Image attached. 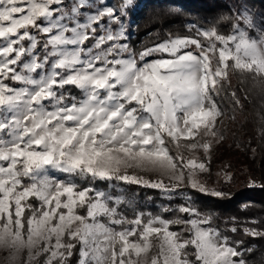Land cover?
Segmentation results:
<instances>
[{"label":"snow or ice","instance_id":"6c2138e0","mask_svg":"<svg viewBox=\"0 0 264 264\" xmlns=\"http://www.w3.org/2000/svg\"><path fill=\"white\" fill-rule=\"evenodd\" d=\"M132 5L0 0V251L7 264H71L74 249L77 264H248L191 203L171 218L129 217L121 199L93 182L222 195L197 178L208 169L195 153L207 155L223 138L221 93L242 107L230 73L264 86V28L244 8L225 17L233 21L227 35L190 24V35L169 32L136 51L128 42ZM244 231L264 238L255 227Z\"/></svg>","mask_w":264,"mask_h":264},{"label":"trees","instance_id":"16d2710c","mask_svg":"<svg viewBox=\"0 0 264 264\" xmlns=\"http://www.w3.org/2000/svg\"><path fill=\"white\" fill-rule=\"evenodd\" d=\"M244 8L248 9L255 24L264 28V0H141L129 14L128 42L136 51H141L162 42L169 32L190 35L187 30L190 24L201 28L216 26L227 35L233 21L225 17H233ZM249 35L255 37L256 30H249ZM229 78L231 90L239 97L242 107L232 102L230 94L221 93L217 99L225 114L217 129L228 149L239 159L234 157L213 165L206 174L207 181L203 182L210 192L222 195L201 193L190 186L167 194L160 189L120 181H95L93 185L112 194L114 199L119 197L129 217L134 212H143L171 218L172 210L191 203L202 214L213 218V225L230 242L237 244L248 264H264V238L249 236L244 231L251 227L264 231V135L261 134L264 130V86L258 83L259 78L254 80L247 73H230ZM68 89L70 95L80 97L79 89L72 86ZM252 220L260 223L252 224ZM181 227L174 225L173 230L179 231ZM232 227L237 230L232 232ZM247 249L251 251H245ZM78 258L74 249L71 264H77Z\"/></svg>","mask_w":264,"mask_h":264},{"label":"rangeland","instance_id":"374dc122","mask_svg":"<svg viewBox=\"0 0 264 264\" xmlns=\"http://www.w3.org/2000/svg\"><path fill=\"white\" fill-rule=\"evenodd\" d=\"M104 2L107 5L112 6L114 8H117L120 5V0H104ZM140 2H141V0H133V5L128 9L127 21L129 24V28H128L129 36H130V24H131V19L129 17V14L131 13V11H134L140 5ZM64 4L70 6L72 4V0H64ZM61 11H64V9L61 8ZM88 14H89L88 12L84 13L85 16ZM81 19L83 21V17ZM102 23H103V21H102ZM97 34H99V33H97ZM92 42H93L92 40L86 41L84 44V47H89L92 44ZM146 59H153V57H147ZM68 88H69V86H68ZM71 96H75V95H71ZM223 121H224L223 116L218 118L217 122H216V128H218V126ZM197 139H199V138H197ZM236 150H238V149H236ZM195 155L198 156L201 160H203L206 163V167L208 169V171L198 174L197 178L202 183L207 181L206 180V174L210 172V169L213 165L221 164V163H223V161L233 159L235 157V155L232 153V150L228 149L227 144L223 141V139H220L217 142H215L213 144V147L211 148L210 152L207 155L202 150L197 151L195 153ZM235 158H236V160H238L239 156H236ZM56 175L59 176L60 174L56 173ZM148 175H153V174L149 173ZM165 180H166V178H165ZM80 183H83V182L80 181ZM94 187L100 191L105 192L101 187H96V186H94ZM155 251H156V248L153 247L149 252V256H151ZM4 256H5V253L3 251H0V264H7V262L4 259Z\"/></svg>","mask_w":264,"mask_h":264}]
</instances>
